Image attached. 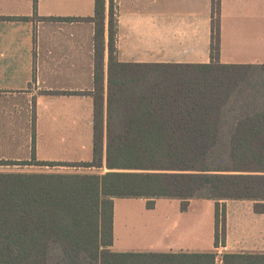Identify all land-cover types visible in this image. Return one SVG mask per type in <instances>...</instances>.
I'll list each match as a JSON object with an SVG mask.
<instances>
[{"label": "trees", "instance_id": "trees-1", "mask_svg": "<svg viewBox=\"0 0 264 264\" xmlns=\"http://www.w3.org/2000/svg\"><path fill=\"white\" fill-rule=\"evenodd\" d=\"M106 1L96 0L89 19L92 160L35 162L34 149L31 162L0 161L98 172H0V264H217L215 251H112L115 199H145L150 209L176 199L182 211L191 200H212L216 248L225 243L226 201H251L264 213V83L254 82L264 65L219 63L220 0H213L211 63L120 62L110 0L106 90ZM223 264H264V255L226 254Z\"/></svg>", "mask_w": 264, "mask_h": 264}, {"label": "crops", "instance_id": "crops-1", "mask_svg": "<svg viewBox=\"0 0 264 264\" xmlns=\"http://www.w3.org/2000/svg\"><path fill=\"white\" fill-rule=\"evenodd\" d=\"M95 10L96 0H0V161L31 162L34 149L35 162L92 160L44 155V117L50 138L61 131L62 140L93 141ZM109 10L107 0L106 90ZM115 11L120 62L211 63L213 0H115ZM219 40V63L264 65V0H220ZM131 199H115L114 252L215 251L217 264L226 254L264 255V213L251 201H226L225 243L216 248L214 201L194 199L182 211L176 199L152 209Z\"/></svg>", "mask_w": 264, "mask_h": 264}, {"label": "rangeland", "instance_id": "rangeland-1", "mask_svg": "<svg viewBox=\"0 0 264 264\" xmlns=\"http://www.w3.org/2000/svg\"><path fill=\"white\" fill-rule=\"evenodd\" d=\"M115 4V1H114ZM116 12V11H115ZM260 74L255 75L254 82L264 83V71L259 70ZM255 90V89H254ZM258 91V90H255ZM258 102L261 100L257 99ZM229 114L228 117H231ZM44 120V155L47 157H52V155L59 160H78V159H91L93 157V141L92 138H82L76 140L64 139L62 140L61 131H56L54 136L50 138L53 134L52 128L53 123H49V117L46 115ZM227 134V131H224ZM48 146V147H47ZM48 151V152H47ZM50 153V154H49ZM0 172H22V173H71V172H98L97 170H87L84 168H71V167H43V166H9L0 167ZM132 199H122L119 201V205L130 203ZM133 201V200H132ZM140 202V201H139ZM140 204V203H139ZM212 204V203H209ZM208 211L213 212L214 210L208 208Z\"/></svg>", "mask_w": 264, "mask_h": 264}]
</instances>
